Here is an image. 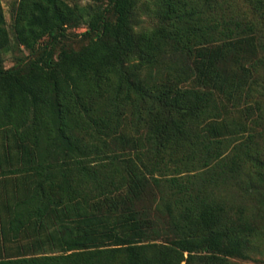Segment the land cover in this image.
<instances>
[{"label": "trees", "instance_id": "obj_1", "mask_svg": "<svg viewBox=\"0 0 264 264\" xmlns=\"http://www.w3.org/2000/svg\"><path fill=\"white\" fill-rule=\"evenodd\" d=\"M102 1L81 24L65 0H17L28 53L9 68L0 4V177L20 183L0 197V264L247 259L264 229L263 1L257 28L216 0H153L161 25L138 33L136 0ZM67 30L88 42L54 56ZM237 90L256 96L249 124L225 126Z\"/></svg>", "mask_w": 264, "mask_h": 264}, {"label": "rangeland", "instance_id": "obj_2", "mask_svg": "<svg viewBox=\"0 0 264 264\" xmlns=\"http://www.w3.org/2000/svg\"><path fill=\"white\" fill-rule=\"evenodd\" d=\"M17 0H0L3 16L5 19L6 30L9 37V48L2 53L3 67L9 68L17 61L22 60L28 53V50L24 47L16 46L13 38V33L11 29V18L10 9L11 5ZM218 1L223 9V13L226 16H234L239 18L245 23H251L256 25L257 28L261 27L260 21L257 16L252 11V3L250 0H216ZM262 6L264 7V0H262ZM65 2L76 9L80 16L81 24L85 23L90 17L93 10L97 7H103L102 0H65ZM156 6L153 0H136V6L134 11V32H150L161 25V22L156 18L155 13ZM75 30L82 31V27H78ZM88 42L85 37H79L74 34L71 30H67V38L59 41V44L54 48V56L57 54L58 50L61 48L78 50L80 47L84 46ZM44 41L40 43L42 45ZM225 70L234 73V69L230 67V63L225 64ZM262 73V70L258 71ZM233 86V85H232ZM256 100V96L249 95L246 97L244 91L237 90L236 94H233L229 99V96H221L219 99V106L223 112V119L226 125L230 126H244L249 124V116L246 115L247 104L253 103ZM227 129V128H226ZM126 154L133 155V152ZM16 176H4L0 177V197L2 200L6 198L14 197L16 194L15 190L20 184H16ZM21 182V181H20ZM261 188V195L264 200V185ZM145 204H149V198L145 195ZM234 202L242 203L248 211L253 210L252 203L239 198L238 195H234ZM248 255L247 259L230 260L231 264H262L264 261V229L262 230V237L255 242L252 246L246 249Z\"/></svg>", "mask_w": 264, "mask_h": 264}]
</instances>
